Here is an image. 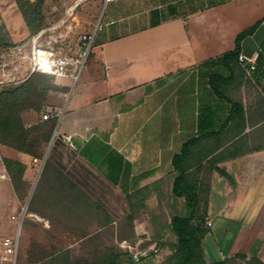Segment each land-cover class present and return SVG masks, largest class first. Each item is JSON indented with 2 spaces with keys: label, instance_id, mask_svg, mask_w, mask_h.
I'll use <instances>...</instances> for the list:
<instances>
[{
  "label": "crops",
  "instance_id": "1",
  "mask_svg": "<svg viewBox=\"0 0 264 264\" xmlns=\"http://www.w3.org/2000/svg\"><path fill=\"white\" fill-rule=\"evenodd\" d=\"M164 2L144 22L125 20L99 36L77 84L58 77L60 89L48 93L44 109L57 111L68 93L63 112L54 114L59 138L51 163L60 171L43 172L30 215L54 235L68 228L78 244L103 234L115 196L116 210L148 211L135 218L140 235L161 211L173 210L170 223L177 203L186 210L173 186L188 176L198 187L200 180L209 185L211 235L237 228L220 252L206 246L211 236L205 235L207 262L238 253L264 261V0ZM117 22L112 17L107 24ZM0 24L14 44L1 48L0 57L15 72L21 53L18 72L29 77L28 57L44 30L32 35L16 0H0ZM240 54L256 56V67ZM22 117L28 127L47 121L35 110ZM1 161L0 179L7 173Z\"/></svg>",
  "mask_w": 264,
  "mask_h": 264
},
{
  "label": "rangeland",
  "instance_id": "2",
  "mask_svg": "<svg viewBox=\"0 0 264 264\" xmlns=\"http://www.w3.org/2000/svg\"><path fill=\"white\" fill-rule=\"evenodd\" d=\"M163 3H165L164 0H114L108 2L106 0H46L42 12L44 32L39 38V46L44 50L53 51L57 55L82 57L88 48V44L84 42L82 36L89 34L99 23L102 28L95 32L96 39L93 40L91 48L99 36L114 32L123 25L125 20L137 18L140 23L144 22L145 18L149 17L151 10ZM112 17L118 22L107 24ZM129 25L133 26V23H128ZM91 48L87 58L90 57ZM4 59V57H0V64ZM85 66L86 62L79 75L78 71L75 73L78 77H71L72 82L77 84L81 80ZM57 79V76H53L54 82ZM67 95L64 96L57 111L54 109L41 111L42 120H50L51 127L47 126L37 130L32 136L33 142L37 143L38 158L19 152L15 153L16 150L11 151V149L0 145V170H2L1 158L6 156L21 160L27 165L24 181L19 183L20 190L17 192L13 186L11 187L12 182L8 174L1 172L5 175L2 174L0 179V258L2 257L0 264H11L9 257L3 254L2 242L6 237L18 239L19 249L16 264H51L52 255L58 254L68 247H70L68 249L70 257L74 261L77 259L94 260L106 254L108 248L115 247L130 252L131 255L136 254L143 257L141 264H167L168 249L164 247V244L176 240V236L167 227L173 210L161 211V218L157 217L150 223H144L140 227V235H137L135 218L147 215L148 211H134L135 218L130 220L128 215L132 210L125 209L123 212L116 210V198L110 196L111 203H115L110 204L108 227L103 229L102 235L94 234L87 241L78 244L73 242L76 236L64 231V229L69 230L68 228L60 227V231L54 235L51 232L52 229L46 230L30 215V210L41 198L40 178L43 170L54 169L51 159L54 154L53 147L59 138L58 131L54 135L58 123L54 114L63 112ZM44 114H48L49 119H44ZM58 164L62 166L60 163ZM31 192L28 207L25 209ZM167 197L165 196V198ZM177 206L178 213H182L183 211H179L182 204L177 203ZM236 229L234 226L225 236L217 235L216 237L209 231L206 235L211 237L209 240L206 239V246L213 243L219 252L220 248L227 250ZM128 262L129 258L125 259L123 264H128ZM230 264H249V262L248 259H238Z\"/></svg>",
  "mask_w": 264,
  "mask_h": 264
},
{
  "label": "trees",
  "instance_id": "3",
  "mask_svg": "<svg viewBox=\"0 0 264 264\" xmlns=\"http://www.w3.org/2000/svg\"><path fill=\"white\" fill-rule=\"evenodd\" d=\"M22 11L32 35L39 33L43 28L42 12L46 0L31 2L30 0H16ZM176 11V7H169ZM154 14H159L163 10H154ZM165 17L162 16V19ZM156 19L153 23L159 22ZM249 30H245L237 37V43ZM14 44L9 42L8 32L4 25L0 24V48L11 47ZM237 51L227 53L225 56L235 55ZM55 84L53 76L43 72H33L24 81L14 84H3L0 88V145L12 148L24 155L38 158L36 151L37 143L33 142L32 136L35 131L44 127H49L50 120L43 124L26 126L23 120V113L28 110L41 112L45 107L48 93L51 90H59ZM51 127V126H50ZM3 162L12 182L15 191H19V183L24 181L27 170L25 162L11 157H3ZM48 162V161H47ZM54 170L60 171L54 167ZM46 169L43 170L45 172ZM71 186L78 187L71 182ZM173 193L175 197L185 199L186 210L183 213H176L168 229L176 236L175 241H168L164 247L168 249L167 264H230L238 259H248L249 264H264L258 256L245 254H235L234 256L220 261L208 263L203 249L202 240L210 231L205 221V210L209 200V185L207 180H200V186L196 180H190L188 176H178L174 181ZM85 197H88L85 195ZM138 196H129V199ZM201 208L204 211H201ZM128 218L134 220L135 213L132 211ZM132 257L130 252L119 248L110 247L106 254L94 260L77 259L72 260L68 249L62 250L58 254H53L51 264H123L124 260ZM140 264L143 257H139ZM148 264V263H147Z\"/></svg>",
  "mask_w": 264,
  "mask_h": 264
},
{
  "label": "built area",
  "instance_id": "4",
  "mask_svg": "<svg viewBox=\"0 0 264 264\" xmlns=\"http://www.w3.org/2000/svg\"><path fill=\"white\" fill-rule=\"evenodd\" d=\"M108 1H114V0H106V2ZM111 23H114V21H112ZM101 28L102 25L99 23L96 26L95 31L93 33L85 34L82 36L84 42H87L88 44V48L86 49L82 57L57 55L53 53V51L44 50L40 48L39 45L34 43L31 53L28 57L30 62V73L38 71L57 77L70 76L77 78L82 66L86 62L87 55L94 40L95 32ZM23 58L25 57L21 53L19 52L16 53L15 55L16 63L15 66H12L15 72H12L11 70V63L4 61L0 64V85L9 84V83L18 84L27 78L26 76L18 72L19 68L21 67V63H19L18 60ZM239 60L241 62H248L250 64V69H254L256 67V56L249 57L244 54H240ZM76 72L78 73L77 76L75 75ZM43 118L49 119V115L44 114ZM64 139L70 142L69 136H64ZM208 224L211 225V223ZM2 244H3V254L9 257L11 264H16L18 249H19L18 239L6 237L4 238ZM0 261H2V257L0 258Z\"/></svg>",
  "mask_w": 264,
  "mask_h": 264
},
{
  "label": "water",
  "instance_id": "5",
  "mask_svg": "<svg viewBox=\"0 0 264 264\" xmlns=\"http://www.w3.org/2000/svg\"><path fill=\"white\" fill-rule=\"evenodd\" d=\"M57 131H58V127H56V129H55V133H54V135L56 134ZM53 137H54V136H53ZM41 169H42V168H41ZM31 194H32V192H31L30 195H29V199H28V201H27V203H26V207H25V209H27V207H28V202H29V200H30ZM128 264H140L139 256L136 255V254L132 255V257L130 258Z\"/></svg>",
  "mask_w": 264,
  "mask_h": 264
}]
</instances>
